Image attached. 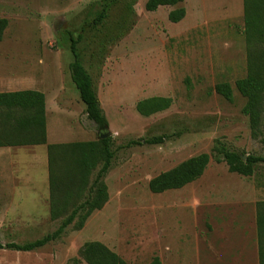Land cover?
Listing matches in <instances>:
<instances>
[{"label":"rangeland","instance_id":"374dc122","mask_svg":"<svg viewBox=\"0 0 264 264\" xmlns=\"http://www.w3.org/2000/svg\"><path fill=\"white\" fill-rule=\"evenodd\" d=\"M148 0H0L7 25L0 40V93L35 90L50 105V143L100 141L109 133L115 158L104 182L109 201L83 229L71 225L34 252L0 250V264H87L80 250L100 242L129 264H260L257 205L264 202V164L252 177L230 173L221 149L264 157V113L253 131L236 82L247 75L244 0H184L148 12ZM184 8L173 24L168 16ZM104 15L103 20L99 16ZM91 74L108 122L87 118L71 80L70 36ZM229 83L232 101L215 92ZM172 100L149 117L138 103ZM59 105L71 112L58 113ZM167 136L161 145L131 141ZM58 137V138H57ZM210 156L198 181L154 194L149 182L199 156ZM102 164L94 171L93 181ZM0 206H4L0 203ZM0 208V244H26L54 233L50 201L37 209ZM32 206V205H31ZM29 205V207H31Z\"/></svg>","mask_w":264,"mask_h":264},{"label":"trees","instance_id":"16d2710c","mask_svg":"<svg viewBox=\"0 0 264 264\" xmlns=\"http://www.w3.org/2000/svg\"><path fill=\"white\" fill-rule=\"evenodd\" d=\"M184 0H148L145 9L156 12L161 7H174ZM244 34L249 46L247 75L236 82L237 91L246 99L242 110L250 119L255 132L260 127L264 113V0H244ZM186 16L184 8L170 12L168 19L177 24ZM104 15L99 16L103 20ZM7 21L0 20V40ZM82 35L70 36V50L73 62L70 64L71 80L76 86L86 114L100 131H105L108 122L101 108L91 74L82 62L78 44ZM215 92L227 101H232L234 91L229 83H219ZM172 100L154 98L142 101L137 111L149 117L168 110ZM46 95L40 91L23 90L0 93V147L47 145L50 182V214L53 220L64 217L59 228L52 234L26 244H0V250L34 252L61 238L65 231L77 221L76 228L83 229L86 221L96 211H101L109 201L104 182L115 158L112 138L100 141L68 144H48ZM167 136L143 138L128 143L127 147L161 145ZM219 162L227 164L230 173L252 177L255 168L264 164V157H243L227 149H221ZM210 156L201 154L177 167L163 172L149 182V190L161 194L178 190L198 181L206 172ZM97 177L91 181L94 171L101 165ZM257 227L260 264H264V202L257 205ZM81 258L87 264H129L118 254L100 242L87 243L80 250ZM148 264H162L159 257Z\"/></svg>","mask_w":264,"mask_h":264},{"label":"crops","instance_id":"0c3cea01","mask_svg":"<svg viewBox=\"0 0 264 264\" xmlns=\"http://www.w3.org/2000/svg\"><path fill=\"white\" fill-rule=\"evenodd\" d=\"M49 107L46 96L47 115ZM57 107L58 113L71 112L63 104ZM47 134L48 144H51L48 125ZM62 143L65 142L58 144ZM49 201L47 145L0 147V203L10 209H37Z\"/></svg>","mask_w":264,"mask_h":264},{"label":"water","instance_id":"95a60500","mask_svg":"<svg viewBox=\"0 0 264 264\" xmlns=\"http://www.w3.org/2000/svg\"><path fill=\"white\" fill-rule=\"evenodd\" d=\"M109 137V133H105V134H102L101 136H100V139H106V138H108ZM244 159V161L246 160V157H244L243 158Z\"/></svg>","mask_w":264,"mask_h":264}]
</instances>
